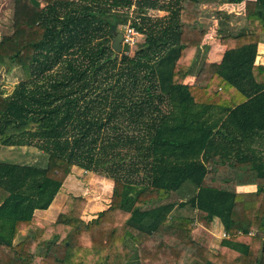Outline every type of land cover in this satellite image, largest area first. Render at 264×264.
Instances as JSON below:
<instances>
[{
    "label": "trees",
    "instance_id": "trees-1",
    "mask_svg": "<svg viewBox=\"0 0 264 264\" xmlns=\"http://www.w3.org/2000/svg\"><path fill=\"white\" fill-rule=\"evenodd\" d=\"M37 1L14 0L0 41L4 74L25 75L7 96L0 76V147L40 151L0 162V264H264V0H222L243 5L244 25L215 19L219 64L200 59L202 0ZM127 25L139 46L113 58L111 33ZM204 40L217 43L214 28ZM74 169L112 182L107 209L38 218ZM186 183L192 197L170 202ZM176 206L195 213L170 216ZM214 219L226 238L212 253L190 234Z\"/></svg>",
    "mask_w": 264,
    "mask_h": 264
},
{
    "label": "rangeland",
    "instance_id": "rangeland-1",
    "mask_svg": "<svg viewBox=\"0 0 264 264\" xmlns=\"http://www.w3.org/2000/svg\"><path fill=\"white\" fill-rule=\"evenodd\" d=\"M168 1V0H166ZM210 7L201 9V17L203 25H209L210 21L218 17L220 11L218 7L222 6L224 1L222 0H207ZM206 1V2H207ZM205 2V1H204ZM43 6L40 4V7ZM131 12L133 14L142 13L149 16L153 20L166 16V13L158 12L156 10H141L136 7H132ZM236 12V11H235ZM14 16V0H0V41L9 37L12 34V24ZM234 26H242L241 22L235 21ZM119 32H122V26L118 27ZM264 40V36L261 37ZM136 44L133 47H129L127 55L132 56L139 46ZM261 40V42H263ZM201 55L202 50L200 51ZM201 57V56H200ZM0 76L3 78V85L1 90L4 95H10L18 83L25 80V75L22 69L16 68L12 73L4 74V69L0 67ZM40 151L32 147L22 148H4L0 147V162L6 163H18V164H34L39 160ZM112 190V182L105 179L101 174L93 172H84L80 169H74L64 182L60 193L56 196L50 207L41 213H36L38 218L48 221H55L59 214H66L75 218H81L84 222H89L96 218V215L107 209L110 203V195ZM192 186H184L178 192L170 196L169 201L177 203L180 199L186 201L190 195H192ZM180 207L176 206L170 216L178 214L180 217H187L191 213L189 210H180ZM194 228V227H193ZM25 232L21 233L23 236ZM140 236V235H137ZM198 244V243H197Z\"/></svg>",
    "mask_w": 264,
    "mask_h": 264
},
{
    "label": "crops",
    "instance_id": "crops-1",
    "mask_svg": "<svg viewBox=\"0 0 264 264\" xmlns=\"http://www.w3.org/2000/svg\"><path fill=\"white\" fill-rule=\"evenodd\" d=\"M206 1L207 0H205V2H204L202 0V3L200 5V11H202L201 9L204 10L207 7H210L209 1H207V2ZM218 11H220V13L218 14V17L221 16L220 15L221 13H226L229 15L230 18L228 20V25L231 28L233 27L232 29L238 30L239 28H241L244 25L243 20H242V15H241L243 12V5L242 4H240V5L223 4L222 6L218 7ZM215 19L211 20L209 22L210 23L209 25L207 24L206 32H205V35H204L203 40H202V46H203L202 53L203 54L201 55L200 59H201V61H204L205 63H209V64H219L221 62V59H222L224 51H225V47L220 44L218 37H217L218 24H217V21ZM235 21L241 22L242 26H239V27L234 26L233 23ZM200 22H201V24H203L201 14H200ZM211 28L215 29V38H216V42H217L216 44H214L213 42H205V40H204L207 32ZM262 41L263 42L259 43L257 46L258 56L255 59V64H260V65H264V40H262ZM204 47H207L206 51H205ZM193 82H194V77L192 75L187 76L184 80V84H187V85H192ZM258 150H260V149H258ZM184 186H190V184L186 183ZM255 189H256L255 185L248 184V185L238 186L236 188V191L239 193H251V192H254ZM194 193L195 192L192 190V195ZM192 195H190V196L192 197ZM191 197H189V198H191ZM186 201H184L183 199H180L179 201H177V203H185ZM183 209L189 210V212L191 213L189 216L183 217V218L192 217L195 213V211L190 209L188 206H186L182 209H179V211L183 210ZM177 215L178 214H176V213L174 214V216H177ZM178 217H180V216H178ZM224 235H225V232H224L223 227L220 224L219 220L214 219L212 227L210 230H206L199 225H194V228L190 234V238L193 242L198 243L200 246H202L203 248H205L209 252L214 253L217 251L220 242L226 238V237H224Z\"/></svg>",
    "mask_w": 264,
    "mask_h": 264
},
{
    "label": "built area",
    "instance_id": "built-area-1",
    "mask_svg": "<svg viewBox=\"0 0 264 264\" xmlns=\"http://www.w3.org/2000/svg\"><path fill=\"white\" fill-rule=\"evenodd\" d=\"M140 38L141 35L129 25L122 28V46L133 47L138 43Z\"/></svg>",
    "mask_w": 264,
    "mask_h": 264
},
{
    "label": "water",
    "instance_id": "water-1",
    "mask_svg": "<svg viewBox=\"0 0 264 264\" xmlns=\"http://www.w3.org/2000/svg\"><path fill=\"white\" fill-rule=\"evenodd\" d=\"M29 2L34 8H40V3L37 0H29ZM111 35L113 37V41L110 48L113 51L112 57L115 58L117 55H121L122 52V32L113 31Z\"/></svg>",
    "mask_w": 264,
    "mask_h": 264
}]
</instances>
